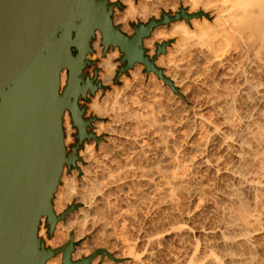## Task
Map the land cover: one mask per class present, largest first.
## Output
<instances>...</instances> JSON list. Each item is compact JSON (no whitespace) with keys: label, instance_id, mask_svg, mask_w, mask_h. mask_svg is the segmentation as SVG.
<instances>
[{"label":"bare ground","instance_id":"6f19581e","mask_svg":"<svg viewBox=\"0 0 264 264\" xmlns=\"http://www.w3.org/2000/svg\"><path fill=\"white\" fill-rule=\"evenodd\" d=\"M123 1L127 13L146 11L145 6L136 8L133 0ZM201 3L212 11L214 20L193 19L190 25L172 22L163 39L179 36L177 46L166 62L164 57L155 61L157 66L166 64L164 74L176 87L182 86L183 95L194 93L191 98L197 109L170 118L167 109L155 108L156 94L141 100L135 89L132 93L138 96L129 91L134 85L128 82L123 93L117 87L113 93L108 91L102 97L104 106L99 91L89 111L109 116L112 123L99 121L95 131L98 136L110 133L113 137L109 145L96 139L84 143L77 168L68 177L64 168L53 200L55 212L63 211L64 198H74L85 207L74 219L69 216L72 221H58L53 237L40 225L38 236L46 246L59 247L74 229L76 236H89V242L95 243L112 226L115 233H110L123 245L122 255L129 258L120 264H264L260 243L264 236V0ZM124 20L118 16L114 23ZM160 28L153 30V38ZM96 36L92 46L93 56L99 59V79L111 86L118 47L101 56L99 30ZM144 45L154 51L153 39L145 38ZM67 78L68 71H62V87ZM208 108L210 114L204 112ZM69 113L64 114L66 145L74 131ZM179 136L184 137L188 151L177 143ZM80 174L81 183L75 187L71 178ZM147 202L164 210L163 221H151L129 237L139 211L149 209ZM205 212L208 215L202 218ZM93 247L76 251L73 258ZM62 256L60 252L46 264H62ZM91 264L115 262L98 256Z\"/></svg>","mask_w":264,"mask_h":264},{"label":"water","instance_id":"95a60500","mask_svg":"<svg viewBox=\"0 0 264 264\" xmlns=\"http://www.w3.org/2000/svg\"><path fill=\"white\" fill-rule=\"evenodd\" d=\"M117 6L122 7L110 0H0V264H46L60 252L63 264H90L99 255L118 260L104 248L72 260L74 235L57 248L46 246L38 236L43 218L52 236L57 222L78 207L75 203L55 212L61 175L65 167L77 165L85 140H101L90 130L97 118L85 117L87 106L80 103L104 87L98 69L93 76L84 74L95 63L89 58L92 42L99 30L103 54L110 47L121 52L115 82L142 63L146 72L153 71L180 94L155 64L169 42L158 44L156 55L150 57L143 41L158 26L189 21L204 12L181 7L134 24L135 32L128 34L114 23ZM64 70L68 78L62 87ZM66 111L77 128L70 150L65 144Z\"/></svg>","mask_w":264,"mask_h":264},{"label":"rangeland","instance_id":"374dc122","mask_svg":"<svg viewBox=\"0 0 264 264\" xmlns=\"http://www.w3.org/2000/svg\"><path fill=\"white\" fill-rule=\"evenodd\" d=\"M111 1V0H110ZM195 1V2H194ZM133 0V2H134V5H135V7L136 8H138L139 7V10L140 9H144V8H146V11L145 12H142V13H136V14H130V13H127V9H128V5H127V3L126 2H124L123 0H113V1H111V2H115V3H120L121 5H122V7H119V6H117L115 9H114V13H113V19H114V21H116L117 20V17L118 16H121V17H123L125 20L124 21H126V23H124V22H118L116 25H119L120 27H121V29H122V31H124V32H126V33H128V34H133L134 32H135V30H134V28H133V25L134 24H138V23H140V22H147L149 19H151V18H160L161 16H162V13H164V12H172V13H175L176 11H178L181 7H185L187 10H188V12H190V13H194V12H204V15H202L201 17H198V18H192V19H190L189 21H186L185 19H182V20H180V21H184V22H186L187 24H189L190 25V21L191 20H193V19H197V20H199V21H201V22H204V21H206V19H208L207 21H213L214 20V18H215V16L212 14V11L209 9V10H206L204 7H203V5H202V1H204V0H200V3L197 1V0ZM191 2H192V4H191ZM193 2H194V5H193ZM196 4V5H195ZM145 6V7H144ZM142 7H144V8H142ZM194 7V8H193ZM197 7V8H196ZM193 8V9H192ZM205 9V10H204ZM129 12V11H128ZM118 13V14H117ZM127 25L128 26V29L127 30H125L124 29V25ZM161 28H160V34H158L157 35V37L156 38H153V35L151 34L150 36H149V38H151V39H153L154 40V42H155V48H154V51L153 52H151V49H150V47L149 46H146V45H144V43H143V45H144V47L147 49V54L150 56V57H153V56H155L156 55V49H157V45L158 44H161V43H163V42H165V41H168L169 42V44L167 45V47H166V52L165 53H162L161 55H159L158 57H157V61L158 60H160V58L161 57H164L163 58V60L165 61V60H167V58H168V55H169V53H170V51H172V50H174V48H175V45H176V43H177V41L179 40V36H170V37H168V38H165V39H163L164 38V36H165V34H166V32L167 31H169V29L171 30V28L173 27V23H171V24H169V25H164V26H160ZM97 40V36H96V38L93 40V41H96ZM144 42V41H143ZM93 43V42H92ZM177 46V45H176ZM102 47H103V49H104V46H103V44H102ZM172 48V49H171ZM110 50H115L114 48H112V47H110L109 49H108V51H107V53L110 51ZM117 50H118V56H117V58H115V63H116V73H117V71L119 70V67H120V65L122 64L121 62H120V57H121V52L119 51V49L117 48ZM173 52V51H172ZM96 53V50H94V53H92V54H89V58H90V60H92V61H94L95 63L94 64H92V65H89V66H87L86 68H85V72L87 73V74H89L90 76H93V74H94V70L95 69H98V73H99V68H98V66H97V64H98V62H99V59L98 58H96L95 56H93L94 54ZM106 55V54H105ZM104 54H103V50H102V52H101V56H105ZM166 62V61H165ZM159 67H161L162 69H163V71L165 72L166 70H167V66H166V64L164 63V64H162V65H159ZM138 73V74H137ZM139 74H140V76H139ZM115 76H116V74H115ZM153 76H155V77H153ZM167 76V75H166ZM137 77H139V78H137ZM167 77H169V76H167ZM115 78V77H114ZM170 78V77H169ZM128 79V80H127ZM98 80L99 81H101L100 79H99V74H98ZM154 80V81H153ZM126 81V82H125ZM129 83L131 86H133V87H131V89H132V91H131V89L129 88V91L132 93V92H134V90L133 89H135V92L138 94V95H140V97L141 98H143V99H141V100H144V99H147L148 97H150L149 96V94L152 96L153 94L155 95H157V96H154V97H158L157 99L159 100L158 102H157V104L155 105L156 107V109H157V107L158 106H160L161 108L160 109H167V111H168V113H170L171 114V116H170V118L172 117L173 118V116L175 115V117L176 116H180L181 115V113H185V111H191L192 110V107H193V109H197V107L195 106V103L193 102V100H192V95L194 94V93H190V91L189 92H187L186 93V95H183L182 93H181V91H180V94H178V93H175L174 91H173V89L169 86V85H167V84H165L164 83V81L162 80V79H160V78H158V76L156 75V74H152V72H150V73H148V72H146V70H145V67L143 66V65H139V64H136V65H134V67L132 68V69H130L127 73H124L119 79H118V81L117 82H115L114 81V79H113V83L111 84V86L109 85V86H105L104 85V87H102V88H100L97 92H96V94L100 91L101 92V94H102V96L100 97V99H99V101H100V104H104V103H101V101H103L104 102V100H102L103 98H104V96L106 95V93L109 91V92H114V89L117 87V92L119 91V92H121V93H123V92H125L127 89H124L125 87L126 88H128L130 85L129 84H126V83ZM113 85V86H112ZM127 85V86H126ZM129 85V86H128ZM118 86H119V89H118ZM114 87V88H113ZM178 87V89L179 90H181V87L182 86H180V85H178L177 86ZM123 89V90H122ZM143 90V91H142ZM146 90V91H145ZM158 90V91H157ZM118 92V93H119ZM140 92H142V93H140ZM148 92V93H147ZM161 92V93H160ZM120 93V94H121ZM136 93H132V95H135ZM153 93V94H152ZM95 94V95H96ZM136 94V96H138ZM95 95H90V94H88V97H89V100H81V104L82 105H86L87 106V110H86V114H85V117H92V116H94V117H96L97 118V120L95 121V122H93V127L92 128H90V130H92L93 132H95V134L97 135V133H96V128H97V122H99V121H101V122H103V123H105V124H107V123H112V119L109 117V116H107V115H105V114H103V113H95V112H93V111H89V103H91L92 102V99H93V97L95 96ZM144 95V96H143ZM159 95H160V97H159ZM148 96V97H147ZM103 97V98H102ZM139 97V98H140ZM161 104V105H160ZM163 104H165V105H163ZM104 106V105H103ZM165 106V107H164ZM167 106V107H166ZM159 108V107H158ZM160 109H158V110H160ZM175 109V110H174ZM179 109V110H178ZM210 108H208V109H206V110H204V112L205 113H207V114H210ZM183 111V112H182ZM212 111V110H211ZM176 113H177V115H176ZM212 113V112H211ZM70 114V113H69ZM68 114V116H70ZM69 122H70V125H71V127L72 128H74L73 130V132H72V140L67 144V147H68V150H70L71 149V146L72 145H74L75 143H76V137H75V134L77 133V128L76 127H74L73 126V124H72V118H71V116L69 117ZM188 125L189 124H187V129H190V127H188ZM190 126V125H189ZM98 136V135H97ZM99 136H101V140L100 141H97V142H100V143H104V144H106V142H107V144L106 145H109L110 144V138L111 137H113V135L112 134H110V133H103V134H100ZM112 139V138H111ZM92 140H95V139H92ZM110 141V142H109ZM86 142H89L88 140H85L84 141V143H86ZM177 143L179 144V145H183L185 148L184 149H186L187 151H188V149H187V147H186V145L184 144V137L183 136H179L178 138H177ZM84 145L85 144H83V147L80 149V150H82L83 148H84ZM79 153H80V151H79ZM79 156H80V154H79ZM81 161V157H80V160H78V162H77V164L79 163ZM75 168H77V165L75 166V167H72L71 169H68L67 167H65V176H67L68 177V175H71V173H72V171L75 169ZM68 174V175H67ZM82 175L83 174H80L78 177H76V178H71V179H73L72 180V183H73V185L75 186V187H77L81 182H80V180H81V178H82ZM69 177H71V176H69ZM77 179V180H76ZM137 181V180H136ZM80 182V183H79ZM139 182V183H138ZM138 182H134V185L135 186H137L136 184H139L140 185V181L138 180ZM79 183V184H78ZM145 183H143L142 182V186H144V187H147L148 185H144ZM138 187V186H137ZM141 187V186H140ZM55 197V196H54ZM55 199V198H54ZM67 199V200H66ZM64 198V204H65V206H64V209H63V211L64 210H66L70 205H72V204H78V207L76 208V210H74V211H72L71 213H69L63 220H65V221H67V219H68V221L67 222H69L70 221V219H71V221L74 219L73 217H75V216H77V213H78V211H80V209L81 208H83V207H85V205L83 204V203H81V202H76V200L74 199V198H72V200L69 198ZM66 200V201H65ZM185 200V199H184ZM188 200V199H187ZM187 200H185V202H187ZM70 201V202H69ZM184 202V201H183ZM148 203V202H147ZM64 204H62V205H64ZM185 206L184 207H186V203H183ZM148 205V206H147ZM145 207H149V209L148 208H146V209H148V210H146V209H143V210H140L139 211V216L140 217H138L139 219H137L136 221H135V223H134V221H132L133 223L131 224V228L129 229V231H128V235H129V237H134V235H136V232H138L137 230L139 229V228H143V227H146V226H148L147 224H151L150 222L151 221H153V223H157V222H161V221H163V218H164V210H159V208H152V206L151 205H149V203L148 204H146V206ZM151 208V209H150ZM156 209V210H155ZM158 209V210H157ZM62 211V212H63ZM143 211V212H142ZM158 211H160V212H158ZM163 211V213H161ZM62 212H60V213H62ZM149 212V213H148ZM60 213H58V214H60ZM146 213V214H145ZM161 214V216H160V214ZM204 214H205V217H206V214L208 215V212H205V213H203V216H202V218H205L204 217ZM72 215V216H71ZM75 215V216H74ZM72 217V218H70V217ZM156 217V218H155ZM157 219V220H156ZM156 220V221H155ZM158 220H160V221H158ZM214 220H216V219H214ZM134 224V225H133ZM146 224V225H145ZM41 225H43L45 228H46V230H47V234H48V236H50L49 235V232H48V227H47V221H46V219L45 218H43L42 219V224ZM132 227H134V228H132ZM111 228L113 229V227L111 226ZM109 229V233H108V231L107 232H105L106 233V235H105V233L103 234L102 232V234L101 235H99V236H101V239H97L96 241H95V243L94 242H89V241H92L90 238H89V236H76L75 235V233H76V230L74 229V230H72L71 231V235H74L75 237H74V240H75V243H76V247H75V250H74V252L72 253V260H80V259H82V258H84V257H86V256H89L90 254H92L94 251H96L97 249H99V248H104V249H106V250H108L110 253H112L114 256H117L118 254H120V255H118L117 257V259L118 260H113V259H111L110 257H108V256H105V258H108V259H110V261H112V262H115V264H120V263H124V262H126L129 258H127V256L126 255H122V252L124 253V251H122L121 249L123 248V245L120 247L119 245V242H118V240H117V242H116V238H114L113 236H112V234L111 233H115V231H114V229L112 230V229ZM119 229H120V227H117L116 228V230H118V233H120L119 232ZM110 230H112V231H110ZM55 231V230H54ZM121 231V230H120ZM132 231V232H131ZM111 232V233H110ZM133 233V234H132ZM135 233V234H134ZM109 234V235H108ZM53 235H54V233H53ZM53 235L52 236H50V237H53ZM102 235H104V236H102ZM201 235V237H203V235L202 234H200ZM76 238V239H75ZM88 238H89V240H88ZM100 238V237H99ZM43 240V239H42ZM68 240H70V236H68V237H66V238H64V239H62L61 241L63 242L62 243V245H64ZM114 240V241H113ZM89 244V245H91V248L93 247V249L92 250H89V252L88 253H85L84 252V255L82 256V257H80V258H73V255H74V253H76V251H78V250H80V251H85V250H88V249H85V247L87 246H89L87 243ZM104 242V243H103ZM93 243V244H92ZM260 243L262 244V247H263V250H264V236H262L261 237V239H260ZM98 244V245H97ZM101 244V245H100ZM118 244V245H117ZM62 245H60V246H62ZM59 246V247H60ZM115 246H116V248H115ZM118 246V247H117ZM112 248V249H111ZM111 249V250H110ZM119 250H121V251H119ZM124 250V249H123ZM117 251H118V253H117ZM120 252V253H119ZM62 255H63V253H62ZM98 257V256H97ZM96 257V258H97ZM99 257H102V258H104L102 255H99ZM62 258H63V256H62ZM96 258H94V259H96ZM116 258V257H115ZM94 259L92 260V262L94 261ZM91 262V263H92ZM90 263V264H91ZM62 264H63V260H62Z\"/></svg>","mask_w":264,"mask_h":264},{"label":"flooded vegetation","instance_id":"af4514ba","mask_svg":"<svg viewBox=\"0 0 264 264\" xmlns=\"http://www.w3.org/2000/svg\"><path fill=\"white\" fill-rule=\"evenodd\" d=\"M84 74H85V75H89V74H87V73L85 72V69H84ZM89 76H90V75H89Z\"/></svg>","mask_w":264,"mask_h":264}]
</instances>
